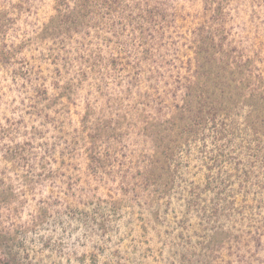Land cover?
<instances>
[{"label": "trees", "instance_id": "16d2710c", "mask_svg": "<svg viewBox=\"0 0 264 264\" xmlns=\"http://www.w3.org/2000/svg\"><path fill=\"white\" fill-rule=\"evenodd\" d=\"M32 8L31 0H0V264H20L10 243L44 221L51 207L62 208L64 200L56 199L75 184L71 195L91 198L87 175L116 179L139 148L147 156L143 143L155 141L167 159L184 134L192 143L212 124L224 138L230 125L219 121L222 115L264 109V0H54L36 27L38 36L54 38L52 47H34L36 35L15 36L14 28L24 24L33 31L35 21L24 17ZM86 34L101 39L95 57L83 49ZM72 53L90 74L98 70L96 78L113 77L115 86L106 106L88 102L76 119L60 111L75 100ZM45 63L55 64L56 73H45ZM47 82L65 87L55 95ZM97 82L100 93L107 83ZM69 123L73 130L66 129ZM79 145L84 167L77 165ZM152 173L146 171L142 183L119 181V189L125 195L141 186L164 190ZM55 188L64 193L54 196ZM36 195L46 206L26 211L25 205L37 204Z\"/></svg>", "mask_w": 264, "mask_h": 264}, {"label": "rangeland", "instance_id": "374dc122", "mask_svg": "<svg viewBox=\"0 0 264 264\" xmlns=\"http://www.w3.org/2000/svg\"><path fill=\"white\" fill-rule=\"evenodd\" d=\"M31 1L33 8L24 17L35 21L33 31H28L33 26L24 24L14 28L19 32L15 36L36 35L34 47H52L54 38L38 36L36 27L51 12L54 0ZM25 29L27 34L23 36ZM262 30L263 34L264 24ZM262 34L256 36V41H261ZM83 38L84 45L88 44L83 48L86 55L95 57L100 37L86 34ZM109 50L102 46L105 55ZM79 56L71 54L76 66L70 67L69 83L74 85L75 100L70 99L72 103L67 106L63 103L65 109L60 110L65 117L74 115V119L83 114L80 111L88 102L98 99L99 106H106L107 93L115 88L113 77L96 78L97 69L90 74V67L77 64ZM43 66L45 73H56L55 64ZM97 79L107 83L100 93ZM47 83L50 93L55 95L65 87L53 88ZM248 111L247 107L240 113L222 115L219 121L230 125L224 138L211 124L205 145L201 138L206 133L192 143L186 142L188 136L184 134L181 148L166 159L160 153L163 147L150 141L143 143L149 150L142 155L147 156L141 157L140 148L132 153L133 163L124 168L130 170H123L122 176L93 181V175H87L86 192L91 193V198L81 197L79 192L71 195L79 187L75 184L66 198L56 199L64 200L62 208L51 207V214L44 221L38 220L10 243L20 264H264V109L260 113ZM112 113L116 111L111 116ZM250 120L256 123L251 124ZM74 125L69 123L66 129L73 130ZM78 150L77 165L84 167V145H79ZM161 155L164 158L159 160ZM146 171L153 172L151 179L163 183L165 189L154 185L145 189L134 187L128 195L119 189V181L142 183ZM124 175L126 180H122ZM149 189L151 194L146 195ZM50 191L54 196L59 191L64 193L58 188L54 193ZM40 197L36 195L37 204L32 202L24 209H42L46 204Z\"/></svg>", "mask_w": 264, "mask_h": 264}]
</instances>
